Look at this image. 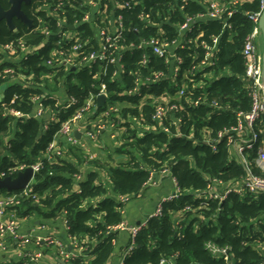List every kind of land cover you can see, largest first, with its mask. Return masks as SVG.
<instances>
[{"label": "trees", "instance_id": "1", "mask_svg": "<svg viewBox=\"0 0 264 264\" xmlns=\"http://www.w3.org/2000/svg\"><path fill=\"white\" fill-rule=\"evenodd\" d=\"M42 1L36 0L27 13L35 23L36 9ZM63 1L65 4H79L82 0ZM260 1L242 3L230 19L231 30H224L221 23H212L203 29L201 39L209 44L213 43V37L220 39L216 65L195 76L189 75L194 82H202V87L194 88L191 82L187 85L188 97L183 101L184 109L175 114L182 122L178 126L168 125L171 134L163 132L158 126L154 131H143L137 124L136 120H141L149 127L155 126L152 120L154 109L149 106L140 109V97L124 94L132 84L133 75L130 72L136 70L135 65L129 64L123 81L107 83L113 100L132 105L122 110L115 125L117 132L120 129L124 131L122 144L115 152L123 154L128 160L117 165H106L108 179L97 171L104 166H99L96 160L87 161L78 148L70 151L76 155L80 166L62 156L50 161L43 160L42 169L33 183L40 204L36 205L32 199H28L24 203L27 211L23 212L35 213L41 219L55 218L66 212L70 238L87 242L89 247L85 254L90 259L76 258L72 260L74 264L109 263L115 254L119 233L109 231L108 227L124 222L122 211L125 205L118 200V196L129 197L130 200L137 198L147 187L152 174L158 176L164 169H168L175 178L181 194L163 205L161 217L146 221V226L136 238L135 251L124 259L123 264H160L161 259L169 257H173L176 264H226L206 250L208 242L231 247L232 264H264V194L231 193L222 202L194 198V193L204 191L212 179L228 185L242 181L246 174L244 165L234 158L226 139L217 142L215 150L204 142L207 137L215 138L219 132L235 126L237 113L248 112L251 108L250 84L244 79L242 48L246 36L253 30L246 13L259 11ZM144 3L153 7L151 18L160 25L144 28L143 23L134 19L141 29L140 35H136L137 39L156 35L160 30L168 38H174L185 17L203 10L200 6L190 5L180 11L176 0H145ZM75 14L79 15V12L68 9L70 21H73ZM28 33L27 26L20 23L16 32L1 26L0 45L21 37L33 43L41 40L39 36L32 39ZM195 49L175 51L184 58L182 74L190 71ZM197 54L202 57L204 52L199 50ZM39 62L40 59L35 58L23 65L25 70L35 72L37 82L42 74L51 72L38 66ZM152 67L168 75L173 70L171 63L166 64L164 59L158 57H152ZM204 74H208L207 78ZM92 83L91 75L85 71L64 82L66 93L79 99L78 106L91 91ZM3 85L4 82L0 81V87ZM45 85L49 94L59 88L56 79L51 83L45 80ZM7 86L4 100L0 101V173L16 163H35L46 152L60 128V123H51L45 130L44 118L31 117L34 113L31 98L44 92L37 88L39 86L23 87L19 83ZM165 90L172 95L176 92L169 79L154 84L151 93L158 96ZM198 97L206 100L200 107L194 108L189 100ZM50 103L52 106L55 104ZM8 108L15 109L24 117L19 119L6 115ZM76 109L73 107L64 113L53 108L61 121ZM178 132H181V137L174 136ZM191 135L192 139L189 138ZM260 145L261 141L255 150L248 153L257 174H261L255 162ZM85 165L91 166V169L82 172ZM81 174L82 179L77 180L76 176ZM98 198L101 200L97 205L90 203ZM187 207L191 210L187 211ZM26 261L0 264H27Z\"/></svg>", "mask_w": 264, "mask_h": 264}, {"label": "built area", "instance_id": "2", "mask_svg": "<svg viewBox=\"0 0 264 264\" xmlns=\"http://www.w3.org/2000/svg\"><path fill=\"white\" fill-rule=\"evenodd\" d=\"M180 11L187 6L196 5L203 8L197 14L188 15L178 27V35L168 38L165 32L159 31L150 37H141L139 25L134 19L143 23V27H157L160 24L153 21L151 12L153 7L145 5V0H82L79 4H65L62 0H43L36 9L37 21H33V27L28 35L32 39L41 37L38 43L29 42L25 37L0 45V81L4 85L22 84L23 87L39 86L43 90L42 95L31 98L34 104V113L31 117L45 120L44 129L47 130L51 123H60L59 130L55 133L52 143L46 152L35 163H16L10 165L0 173V178H16L19 173L31 168L33 178L24 190L1 194L0 193V253L8 249L11 241L18 247V257L27 260V264H36L41 258L40 251H28L29 245L36 247L57 248L60 255L66 259L84 258L88 251L87 242H80L76 238L71 239V248L62 240L51 235H37L28 237L21 232V224L18 220L19 211H27L24 203L32 199L33 203L40 204V199L33 189L36 174L42 169L43 160H53L62 156V150L57 140L62 138L70 145H82L76 137L78 133H84L85 137L98 143L104 134L111 139H117L116 122L124 108L132 107L126 101L113 100L108 89V82L115 83L124 80L129 71V64L136 66L132 84L124 94L140 97V109L145 106L153 107L152 120L155 126L149 127L142 123L137 124L143 131H154L156 126L163 132L171 134L168 125L178 126L182 119L175 116L184 109L183 101L187 99V85L192 83L194 88L202 87V82H194L189 75L195 76L202 71L214 67L219 53L220 39L213 37L212 44L201 39L203 29L209 24L221 23L224 30H231L230 19L240 7V0H176ZM79 12L73 16V21L68 18V9ZM139 9V11L135 14ZM264 10V0L260 1V10L246 13L247 18L253 24V30L246 36L242 48L244 60V79L249 82V96L251 108L248 112H238L236 125L217 134L215 138H208L204 144L212 146L215 150L217 142L226 139L227 145L236 155L235 159L244 165L246 174L242 181L234 184H225L221 180L212 179L207 188L202 192L194 193L195 199L217 200L222 202L231 193L239 195L251 194L254 196L264 194V94H263V62L260 43L262 33L259 21ZM80 16V17H78ZM142 27V28H143ZM136 37V38H135ZM195 47V55L189 72L182 74L184 58L176 54V50H186ZM42 49H45L42 51ZM199 50L204 52L201 57ZM136 55L138 57L136 58ZM152 57L164 59L166 64L171 63L173 70L170 75L152 67ZM40 59L38 66L50 70L48 74H42L40 81L35 80L33 70H25L24 62L32 59ZM2 67V68H1ZM29 71V72H28ZM87 72L91 75L93 83L91 91L82 104L77 97L66 93L65 80L73 75ZM208 74H204L207 78ZM59 85L57 91L49 94L45 80ZM169 79L176 88L174 95L164 91L156 96L151 93L153 85ZM106 98L103 107L97 110L98 98ZM204 97L189 100L192 107L198 108L205 102ZM53 104L57 110L64 113L70 108L76 107L75 112L67 119L61 121L57 111L53 110ZM3 102V101H2ZM12 103H14L12 101ZM216 105V103H212ZM22 118L24 115L13 108L6 109V115ZM29 117V116H27ZM83 125V126H82ZM142 135L141 133L139 134ZM174 136L181 137V132ZM192 139V135L189 137ZM261 141L255 162L261 174L254 172L248 153L255 150ZM84 146V145H83ZM87 161H93L96 156L92 153L85 154ZM160 175L172 177L176 187L174 194L160 202L152 217H161L163 205L180 196V189L175 178L168 169L162 170ZM154 174L147 186H155ZM82 179V174L76 176ZM80 192V190H77ZM118 200L124 205L130 201L129 197L118 196ZM187 211L191 208L187 207ZM123 212V211H122ZM64 224L67 230L68 221L66 212L63 213ZM32 214H25L24 219H29ZM136 226H129L125 222L108 227L111 232H129L130 241L122 254V263L127 256L132 255L137 244L136 238L146 221ZM43 229L44 225L41 226ZM206 250L215 258L223 260L226 264H232L231 247L208 242ZM9 263V262H5ZM160 264H176L173 257L163 258Z\"/></svg>", "mask_w": 264, "mask_h": 264}, {"label": "crops", "instance_id": "3", "mask_svg": "<svg viewBox=\"0 0 264 264\" xmlns=\"http://www.w3.org/2000/svg\"><path fill=\"white\" fill-rule=\"evenodd\" d=\"M242 3H251L254 0H240ZM260 50L263 53V40L260 43ZM7 85L0 87V101L2 102L3 95L7 89ZM83 126V125H82ZM123 129L116 131L118 138L111 139L107 134H104L101 140L98 143H94L88 140L84 133L76 134V137L82 145H70L64 139L60 138L57 140L59 147L62 150L63 159L74 163L76 166H80L78 158L76 155L70 151L72 148H78L80 154L84 155L92 153L96 156V161L99 163V166H104L99 168L101 170L97 171L108 179V167L106 165H117L118 163H124L128 159L123 154L116 153V148L122 144L123 141ZM84 145V146H83ZM234 158L236 155L232 153ZM40 158V157H39ZM91 169V166H86L82 169V172L88 171ZM96 169V168H95ZM156 183L155 186H147L145 190L135 199L130 200L125 204L123 209L124 222L129 226H136L141 222L147 220V218L152 215L158 204L162 202L166 197L172 195L176 191L175 184L173 179L169 175H158L153 179ZM79 190V188L77 189ZM1 194H8L7 191H0ZM101 198L91 200L92 205H97L100 202ZM25 207V206H24ZM25 214L23 211L18 212V220L21 224V232L28 237L37 236V235H51L66 243L69 248H71V238L68 234L66 225L64 224L63 213L57 215L55 218L51 219H41L35 213L32 214V217L29 219H24ZM44 225L43 229L41 226ZM86 240L88 238L86 237ZM130 241L129 232H121L118 234L117 240L115 242V254L108 264H121L122 263V254L125 251L127 244ZM18 247L17 244L13 241L8 245V249L0 253V263H14L15 261L23 260L18 257ZM28 251L36 252L40 251L42 253L41 258L37 261L36 264H74L73 259H66L62 257L57 248L50 247H36L34 245L28 246ZM83 259L89 260L90 257L85 256Z\"/></svg>", "mask_w": 264, "mask_h": 264}, {"label": "water", "instance_id": "4", "mask_svg": "<svg viewBox=\"0 0 264 264\" xmlns=\"http://www.w3.org/2000/svg\"><path fill=\"white\" fill-rule=\"evenodd\" d=\"M31 0H9L10 8L8 11H5L0 5V19H5L7 26L10 31L17 30L16 25L13 22L14 18L20 20L24 25L31 29L33 27V20L22 10V4L30 3ZM259 28L262 33L263 40V53H262V62H263V94H264V10L262 12ZM106 98L101 96L98 98V107L97 110L104 106ZM33 178V171L31 168L26 171L19 173L16 178H0V191H7L8 193H13L17 191L24 190L30 181ZM140 224V223H139ZM138 224V225H139Z\"/></svg>", "mask_w": 264, "mask_h": 264}, {"label": "flooded vegetation", "instance_id": "5", "mask_svg": "<svg viewBox=\"0 0 264 264\" xmlns=\"http://www.w3.org/2000/svg\"><path fill=\"white\" fill-rule=\"evenodd\" d=\"M36 0H31L30 1V3H23L22 4V10L27 14L29 11H30V8H31V6L34 4V2H35ZM0 5L2 6V8L5 10V11H8L9 10V8H10V5H9V0H0ZM28 15V14H27ZM13 22H14V24L16 25V27H17V24H23L20 20H18L17 18H14L13 19ZM24 25V24H23ZM1 26H6L7 28H8V26H7V23H6V20L5 19H0V30H1ZM24 26H26V25H24ZM28 28V27H27ZM9 29V28H8ZM17 30H15V32H16Z\"/></svg>", "mask_w": 264, "mask_h": 264}]
</instances>
